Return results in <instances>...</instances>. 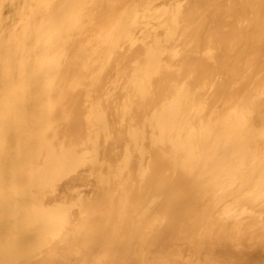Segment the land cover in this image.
<instances>
[{"label": "bare ground", "instance_id": "obj_1", "mask_svg": "<svg viewBox=\"0 0 264 264\" xmlns=\"http://www.w3.org/2000/svg\"><path fill=\"white\" fill-rule=\"evenodd\" d=\"M0 264H264V0H0Z\"/></svg>", "mask_w": 264, "mask_h": 264}]
</instances>
